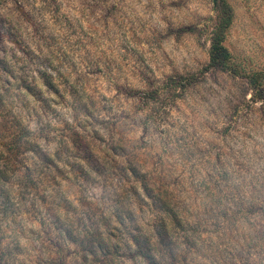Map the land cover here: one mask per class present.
<instances>
[{"label": "rangeland", "instance_id": "obj_1", "mask_svg": "<svg viewBox=\"0 0 264 264\" xmlns=\"http://www.w3.org/2000/svg\"><path fill=\"white\" fill-rule=\"evenodd\" d=\"M0 264H264V0H0Z\"/></svg>", "mask_w": 264, "mask_h": 264}, {"label": "trees", "instance_id": "obj_2", "mask_svg": "<svg viewBox=\"0 0 264 264\" xmlns=\"http://www.w3.org/2000/svg\"><path fill=\"white\" fill-rule=\"evenodd\" d=\"M219 28V27H218ZM218 28H216L218 30ZM211 62L218 64L226 70H232L230 65V55L220 44V30H218L211 39Z\"/></svg>", "mask_w": 264, "mask_h": 264}]
</instances>
